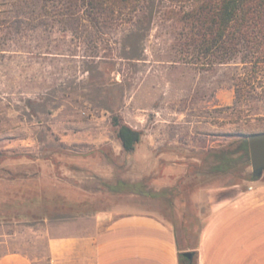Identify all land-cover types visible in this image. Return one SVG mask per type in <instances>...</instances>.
<instances>
[{"label":"rangeland","instance_id":"1","mask_svg":"<svg viewBox=\"0 0 264 264\" xmlns=\"http://www.w3.org/2000/svg\"><path fill=\"white\" fill-rule=\"evenodd\" d=\"M134 5L79 34L51 15L0 30V237L14 234L39 264L50 227L101 208L152 212L181 248L194 245L213 184L203 156L264 132V64L209 65L182 46L186 3ZM115 117L142 131L132 152ZM251 180L250 163L216 181Z\"/></svg>","mask_w":264,"mask_h":264},{"label":"crops","instance_id":"2","mask_svg":"<svg viewBox=\"0 0 264 264\" xmlns=\"http://www.w3.org/2000/svg\"><path fill=\"white\" fill-rule=\"evenodd\" d=\"M226 173L209 174L198 264H264V173L247 184H219ZM5 236L0 264L40 263L14 234ZM44 238L49 264H179L174 227L152 212L101 208L63 220Z\"/></svg>","mask_w":264,"mask_h":264},{"label":"trees","instance_id":"3","mask_svg":"<svg viewBox=\"0 0 264 264\" xmlns=\"http://www.w3.org/2000/svg\"><path fill=\"white\" fill-rule=\"evenodd\" d=\"M51 1H54L53 8L49 6ZM177 1L187 4L179 19L182 24L180 39L188 52L206 59L209 65L228 63L237 58L252 65L264 64V0ZM138 2L140 0H11L9 11L0 9V14L3 13L0 30H6L7 34L18 33L25 28L33 30L46 24L43 19L51 15L64 28L79 34L88 26L84 21L104 28L107 16L116 10L134 7ZM82 7L88 18L82 15ZM244 84L243 88H238L239 92L250 86L247 81ZM114 122L119 126L118 135L123 148L132 152L141 140L142 131L122 123L117 117ZM202 163L209 167L208 174L229 172L239 164L249 165L248 135L240 134L237 140L230 141L225 147L208 150ZM199 236L197 242L187 248H181L178 243L179 264H198ZM186 252H191V255H186Z\"/></svg>","mask_w":264,"mask_h":264},{"label":"water","instance_id":"4","mask_svg":"<svg viewBox=\"0 0 264 264\" xmlns=\"http://www.w3.org/2000/svg\"><path fill=\"white\" fill-rule=\"evenodd\" d=\"M253 177L259 179L264 173V132L248 135ZM190 256L191 252H186Z\"/></svg>","mask_w":264,"mask_h":264}]
</instances>
